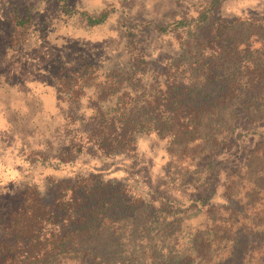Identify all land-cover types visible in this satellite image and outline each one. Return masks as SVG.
<instances>
[{"label":"trees","instance_id":"16d2710c","mask_svg":"<svg viewBox=\"0 0 264 264\" xmlns=\"http://www.w3.org/2000/svg\"><path fill=\"white\" fill-rule=\"evenodd\" d=\"M42 1L0 0L5 133L18 105L28 104L17 98L25 80L10 79L32 61L24 43H40L36 20ZM52 1L73 12L65 0ZM222 2L207 0L193 17L153 26L183 39L180 53L166 57L158 70L149 65L139 30L132 29L122 37L126 68L103 69L79 50L73 59H50L43 71L54 83L56 103L70 108L84 100L86 107L64 115L66 140H56L55 147L45 142V148L53 147L46 154L27 150L24 156L21 150L20 159L15 157L19 168L25 163L55 171L41 172L39 181L24 178L6 162L11 153L0 152V264H143L148 250L151 264H249L254 255L252 264H264V17H223L217 13ZM109 11L81 10L82 27L101 26ZM187 53L193 57L189 64ZM15 55L23 58L16 64H23L10 71ZM139 135L166 143L169 193L141 192L124 178H107L111 168L96 169L117 157L139 162ZM83 156L89 162L78 167L88 172L68 175L64 168H74ZM58 172L63 175L56 177ZM189 211L209 218L186 239L187 248L167 246L163 255L164 248L159 252L145 236L139 243L144 247L126 254L123 236L136 222L141 237L152 231L149 224L167 240Z\"/></svg>","mask_w":264,"mask_h":264},{"label":"rangeland","instance_id":"374dc122","mask_svg":"<svg viewBox=\"0 0 264 264\" xmlns=\"http://www.w3.org/2000/svg\"><path fill=\"white\" fill-rule=\"evenodd\" d=\"M65 1L66 5L73 10L70 14L60 10L59 6L62 3L59 4L57 1L43 0L40 4L41 11L36 20L38 25L37 37H40V43L37 39L24 43L22 46L23 48H26V50L31 49L29 58L32 59V61L30 60L27 66L24 65V71H20L19 74L12 76V79H10L13 84H16L19 78L25 80V86L16 85L17 88L21 90V92L17 94V98H25L26 101L28 100V104L24 106L18 105V112L11 116V123L7 128L9 131L8 133H5V130L2 131L0 126V140H6L7 143L9 142V144L5 143V145L0 143V152H10L11 158H8L6 162L10 165L14 163L15 169H20L24 173L22 176L28 180L35 181L36 177V180L39 181L41 172L43 174H49L50 171H55L50 169L42 170L39 167L35 168L36 165L30 167L25 163H22L20 168L17 167L15 160H17L16 158L20 159L21 150H26V153H23L24 156L27 154V150H41L46 154V152L56 146L58 142H56V140H66L65 137L62 136L63 129L67 125L66 122H64V115L69 111L82 112L81 110L86 107L84 100L81 101L80 105L70 108L66 103H61L60 105L56 103L54 98L56 95L54 83L51 76L46 75L43 71V69L49 66L48 62L50 59L56 56H61L65 60L67 58L73 59L75 53L79 50L81 54L89 57L93 62H101V67L103 69L107 70L113 67L121 69L126 68L128 56L123 51L124 40L122 37L128 29H132L135 33L139 30V40L142 42L141 44L144 46L145 52L149 56V65L158 70L163 66L165 60H167L166 57L172 58L180 53V43L183 39H178L174 35L169 36V34L156 32L153 26H164L173 19L184 16L188 18L193 17L196 12H200L206 7L205 2L207 0ZM222 1L217 13L223 17L231 18L236 16L243 18L249 15L264 17V0ZM37 2H33V4L37 5ZM107 9L110 10V14L106 23L95 28L82 27L84 18L79 15L81 10L90 13H98L101 10L104 11ZM141 22H148L151 26L144 27ZM181 36L185 38L184 33ZM32 48H34V50ZM190 53L186 55V62L188 64L193 62V57ZM16 56L17 55L14 56L15 58H12L13 62L11 63L12 65H10L11 68L7 66V69L10 71L14 69L17 70L18 68L20 69V63H22V61L18 64H16V61L17 59L21 60L23 58L21 55L20 57ZM230 113V110L225 111L223 113L224 117L228 118ZM137 140L139 145V162H129L123 160L122 157H117L110 161H102V164L98 165L96 169H104V166H107L109 169L111 168V172H114V174L108 172L105 174L107 178H124L129 185H132L136 190H140L141 192L165 193L167 191V193H169V191L165 189V176L167 174L166 172H168L166 169L168 161V157L165 153L166 143L162 141L163 139L153 137L152 135H139ZM45 142H50L53 147L45 148ZM3 161L4 160H0V171L2 170L1 163ZM88 162L89 160L87 157L83 156L80 157V161L78 160L74 168H64V170L68 175L77 173L79 170L81 173H86L88 169L85 167L79 169L78 166L81 167L82 163ZM111 163L117 165L112 166ZM119 163L122 165H118ZM119 166L125 167L124 169L130 173L128 175L124 174V169V171L120 173V171H118ZM174 168L176 167L174 166ZM171 170L173 169H170V173ZM55 174L56 177L63 175L60 172ZM170 176L172 179L174 178V185H177L176 176ZM120 181L121 180H119V182ZM40 183L41 182H38V184ZM262 203H264V201ZM206 218L208 219L209 217L200 212L194 213V211H189L182 214L183 221L181 226L174 230L172 237H169L167 240L162 239L160 235L157 236L156 229L149 224H147L146 227H149L152 231H149V235L144 234L141 237L143 230L141 224L136 222L135 226L127 230L126 234L123 236V239H125L123 244V246H125L124 250L126 254L132 252L131 247H136L140 250V248L145 245L142 244V246H139L141 239L149 236V238H151V246L155 244L159 252L164 248L162 251L163 255L166 254L167 246L174 247L176 250L182 247L187 248L188 242L186 239L188 238L190 240L189 236L194 234L196 229L204 224ZM222 218L223 217L219 220ZM150 254L148 250L146 257L143 258V264H151V262L155 261ZM140 258L141 257H137L136 259L138 260ZM252 258L249 264L255 262L257 256L254 255Z\"/></svg>","mask_w":264,"mask_h":264}]
</instances>
